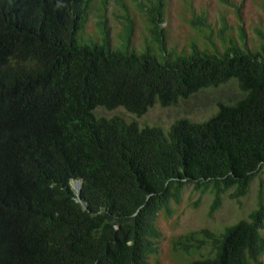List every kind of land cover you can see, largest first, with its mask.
Wrapping results in <instances>:
<instances>
[{
    "label": "trees",
    "instance_id": "obj_1",
    "mask_svg": "<svg viewBox=\"0 0 264 264\" xmlns=\"http://www.w3.org/2000/svg\"><path fill=\"white\" fill-rule=\"evenodd\" d=\"M100 1L0 0V264H150L163 236L160 211L180 203L187 185L211 190L213 213L223 195L240 200L264 175V30H255L259 50L231 36L223 51L207 7L186 0L180 14L210 31L203 39L215 52L196 42L177 52L165 25L173 0L139 2L160 59L131 39L123 47L108 35L80 42ZM117 3L133 34L126 1ZM230 29L224 15L218 34ZM232 79L241 100L220 103L203 123L180 119L167 133L96 114L123 108L142 116ZM263 190L260 180L248 219L220 234L180 235L174 248L201 253L193 264H264Z\"/></svg>",
    "mask_w": 264,
    "mask_h": 264
},
{
    "label": "rangeland",
    "instance_id": "obj_2",
    "mask_svg": "<svg viewBox=\"0 0 264 264\" xmlns=\"http://www.w3.org/2000/svg\"><path fill=\"white\" fill-rule=\"evenodd\" d=\"M125 1L135 21L133 34L124 31V28L128 26V22L124 18L123 7L118 5L117 0H106L107 10H104L100 1L96 7L97 12L91 15L86 33L82 34L83 38L79 37L80 42L82 40L89 42L90 38L92 41L104 42L108 35L114 47H123L128 39H131V45L138 50L141 52L150 50L161 59L159 44L153 40L148 24L138 10V7L141 6L139 2H142L144 6L147 0ZM232 1L233 6L225 5L219 0H188L197 10L201 6L203 8L207 7L209 22L215 29L213 34L215 45L219 48L222 46L223 51L230 46L229 37L231 36L238 40L242 48L248 46L252 50H259V37L255 30H264V11L261 8L260 0ZM238 7L243 12V20L237 16L236 9ZM186 8V0H173L169 6L170 20L165 24L170 39L168 47H176L177 52H181L185 46L196 42L203 49L207 46L215 52L213 44H206L205 39H203V33L209 35L210 31H199L180 14L182 11L186 12ZM224 15L229 19V28L231 29L228 30L226 37H221L218 31L222 27V17ZM100 21L106 22L104 26L106 30L102 25L97 26ZM240 26L244 27L247 39L241 38ZM243 97L244 93L241 91L238 81L232 79L219 87L202 89L189 99L180 100L171 107L164 108L157 104L142 116L129 113L123 108L115 110L98 108L96 114L108 118L119 116L130 122H136L141 128L147 126L160 127L167 133L171 126L180 119H187L195 123L206 122L218 112L220 103L232 105ZM260 180L264 181V175H259L252 181L248 195L240 200L231 199L229 196L231 192L223 195L221 206L213 213H211V210L214 195L211 190L208 189L203 192L197 189L195 185H187L183 190L180 203L172 201L169 209L164 208L160 211L157 226L162 231L163 236L160 238L158 251L151 255L150 264H193L196 259L200 258L201 253L183 252L175 249L173 246L174 239L180 235L203 228L220 234L225 227L248 219L252 211L259 207ZM262 260L264 262V256Z\"/></svg>",
    "mask_w": 264,
    "mask_h": 264
}]
</instances>
